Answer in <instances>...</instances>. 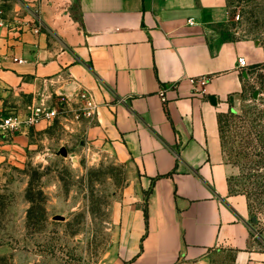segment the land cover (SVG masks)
Listing matches in <instances>:
<instances>
[{"label": "crops", "instance_id": "1", "mask_svg": "<svg viewBox=\"0 0 264 264\" xmlns=\"http://www.w3.org/2000/svg\"><path fill=\"white\" fill-rule=\"evenodd\" d=\"M17 4L0 0L8 25L0 28V108L24 113L91 94L100 108L83 124L87 135L131 166L147 192L123 204L122 246L108 264H264L248 199L231 191L236 169L218 126L249 80L238 59L251 65L263 50L223 32L228 1Z\"/></svg>", "mask_w": 264, "mask_h": 264}, {"label": "rangeland", "instance_id": "2", "mask_svg": "<svg viewBox=\"0 0 264 264\" xmlns=\"http://www.w3.org/2000/svg\"><path fill=\"white\" fill-rule=\"evenodd\" d=\"M227 1L223 32L263 50L245 92L225 112L234 115L226 117L223 151L235 162L231 187L248 197L264 251V0ZM51 100L58 102H44ZM75 113L59 106L53 122L23 130L0 153V264H108L122 246L123 204L147 197L139 174L92 140Z\"/></svg>", "mask_w": 264, "mask_h": 264}, {"label": "built area", "instance_id": "3", "mask_svg": "<svg viewBox=\"0 0 264 264\" xmlns=\"http://www.w3.org/2000/svg\"><path fill=\"white\" fill-rule=\"evenodd\" d=\"M240 15L236 14L233 21H239ZM190 24H193L190 22ZM8 25L0 17V28H6ZM38 32V28H35ZM19 64H26L25 59H13ZM238 68L240 70H249V64L246 59L239 58L237 61ZM200 82L204 84L206 79L201 78ZM162 100L165 102L164 92H160ZM58 102L53 100L33 104L24 113H15L10 110L0 108V153L7 147L10 146V142L23 130L30 129L39 123L53 122L59 115V106L63 107L65 112L76 113L87 126H92L97 117L100 108V104L96 99L87 92H76L73 97L60 96L57 98Z\"/></svg>", "mask_w": 264, "mask_h": 264}, {"label": "trees", "instance_id": "4", "mask_svg": "<svg viewBox=\"0 0 264 264\" xmlns=\"http://www.w3.org/2000/svg\"><path fill=\"white\" fill-rule=\"evenodd\" d=\"M227 115H230V116H233L234 114H233V112H232V110H230L229 112H228V114H225V113H221V114H219V116H218V126H219V134H220V140H221V146H222V150H224V137H223V129H224V127H225V121H226V117H227ZM247 144H249V146H250V142H248ZM224 152V151H223ZM230 164H232V165H234V163L233 162H230V160H227ZM261 187V186H260ZM231 191L232 192H238V191H234L233 189H232V187H231ZM241 193V192H240ZM242 194H244L245 195V193H242ZM247 199H248V197H247ZM248 204H249V208H251V206H250V203H249V201H248Z\"/></svg>", "mask_w": 264, "mask_h": 264}, {"label": "water", "instance_id": "5", "mask_svg": "<svg viewBox=\"0 0 264 264\" xmlns=\"http://www.w3.org/2000/svg\"><path fill=\"white\" fill-rule=\"evenodd\" d=\"M62 155H65V153H62ZM55 219L57 221H64V217H62V216H56Z\"/></svg>", "mask_w": 264, "mask_h": 264}]
</instances>
